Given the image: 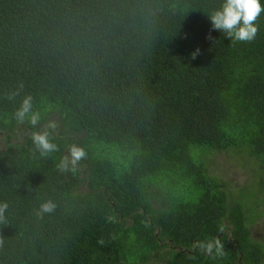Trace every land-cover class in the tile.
<instances>
[{
	"label": "trees",
	"instance_id": "trees-1",
	"mask_svg": "<svg viewBox=\"0 0 264 264\" xmlns=\"http://www.w3.org/2000/svg\"><path fill=\"white\" fill-rule=\"evenodd\" d=\"M221 2L0 0V264H264V13L232 43L207 15ZM29 94L35 128L14 118ZM73 143L87 157L61 172ZM231 152L256 170L239 188L209 172Z\"/></svg>",
	"mask_w": 264,
	"mask_h": 264
},
{
	"label": "clouds",
	"instance_id": "clouds-1",
	"mask_svg": "<svg viewBox=\"0 0 264 264\" xmlns=\"http://www.w3.org/2000/svg\"><path fill=\"white\" fill-rule=\"evenodd\" d=\"M264 13V4L261 0H222L220 6L210 13L208 17L212 24V29L218 30L225 34L232 43L236 42H251L255 39L259 26L257 21L261 14ZM211 39V34H209ZM200 54L197 49L192 53V58L195 59ZM23 89V84H20L16 90L6 94V98L14 100L20 95ZM14 118L18 123H29L34 128L40 124L41 113L33 109L32 95H25L22 102L15 110ZM47 129L55 130L57 128L56 121H48L45 125ZM31 139L35 146V150L42 157H48L51 153L59 151V146L53 142L49 131H34ZM87 152L83 146L71 144L67 149V155L62 157L57 164V169L61 172L75 171L78 163L86 159ZM56 204L52 200L44 201L40 204L37 215L42 216L45 213H51L55 210ZM8 209L7 202H0V222L5 220V213ZM223 231V229H221ZM3 239H0V246H3ZM103 243V240L99 241ZM197 247L206 255L213 259L223 258L226 256L225 246L218 238H209L197 242Z\"/></svg>",
	"mask_w": 264,
	"mask_h": 264
},
{
	"label": "rangeland",
	"instance_id": "rangeland-1",
	"mask_svg": "<svg viewBox=\"0 0 264 264\" xmlns=\"http://www.w3.org/2000/svg\"><path fill=\"white\" fill-rule=\"evenodd\" d=\"M4 141L0 143V148L3 147ZM214 163L209 171L212 175H219L230 183V187L239 188L248 180H252L255 174L254 163L250 156H241L231 152L218 153L212 155ZM253 234L255 238L264 237V217L253 227ZM156 264L161 262L156 261Z\"/></svg>",
	"mask_w": 264,
	"mask_h": 264
}]
</instances>
